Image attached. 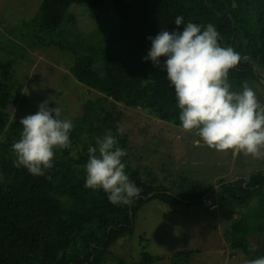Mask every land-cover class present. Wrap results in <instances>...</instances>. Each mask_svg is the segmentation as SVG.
<instances>
[{
  "label": "trees",
  "instance_id": "16d2710c",
  "mask_svg": "<svg viewBox=\"0 0 264 264\" xmlns=\"http://www.w3.org/2000/svg\"><path fill=\"white\" fill-rule=\"evenodd\" d=\"M72 5L100 11L98 15L111 6L119 23L105 38L74 47L68 38L74 42L80 36L64 30L74 19L68 14ZM177 16L183 17L179 27L174 22ZM189 22L201 25L202 30L214 25L221 46L241 54L243 59L228 76L239 86L253 77V66L257 69L264 64V0H41L36 15L22 23L30 38L26 42L29 47H53L70 53L74 57L70 73L98 96L87 100L82 116L73 119L70 146L55 151L53 167L44 176H34L13 163L11 145L22 131L19 121L11 122L9 113L17 82L14 60L0 63V264H104L110 248L133 235L135 219L149 202L204 207L202 200L207 197L236 208L247 205L261 192L262 172L214 190L226 180L213 186L176 178L172 183L176 187H166L158 182L156 170L150 167L141 171L126 155L122 157L124 171L141 189L131 205H113L103 190L94 192L84 187L88 148L97 147V138L111 132L117 147L124 150L128 145L127 134L117 133L124 116L119 104L180 127L174 88L165 79L150 81L151 71L161 67L144 58L151 48L149 36L163 30L182 31ZM18 49L25 51L21 46ZM160 59L162 65L166 58ZM48 107L56 106L51 102ZM261 194L262 212L259 219L254 216L258 225L249 223L251 217L234 216L224 233L230 249L241 251L248 260L264 256V192ZM255 234L263 239L252 249L248 238ZM138 239L140 245L147 242L143 235ZM194 253L196 250L177 251L169 259L176 261ZM163 260L143 245L136 264Z\"/></svg>",
  "mask_w": 264,
  "mask_h": 264
},
{
  "label": "rangeland",
  "instance_id": "374dc122",
  "mask_svg": "<svg viewBox=\"0 0 264 264\" xmlns=\"http://www.w3.org/2000/svg\"><path fill=\"white\" fill-rule=\"evenodd\" d=\"M40 3L41 0H0V63L14 60L17 82L9 108L10 120L19 121L35 114L39 105L48 101L61 109L62 119L73 121L82 116L83 104L98 94L74 79L69 71L74 61L70 53L26 44L30 38L22 23L36 15ZM99 13L80 5L68 9L74 19L67 22L64 30L68 28L74 36H80L74 42L68 38L74 47L86 44L87 40L91 43L93 39L105 38L117 27L119 20L111 6L102 15ZM36 39L43 43L38 37ZM19 46L25 51L19 50ZM166 76L165 70L154 68L149 80H167ZM228 82L231 90L237 92L247 82L264 105V64L255 68L253 77L243 80L240 86L233 79L228 78ZM118 108L124 115L121 127L128 136V145L124 149L127 159L141 171L150 167L156 170L158 182L166 187H176L172 184L176 178L178 181L180 178L196 179L215 186L221 179L247 181L252 173L264 174V159L198 147L194 143L198 137L183 132L180 127L162 122L140 109L121 104ZM142 175L148 177L146 172ZM261 192L255 194L247 205L236 208L217 198L207 200V197L202 200L204 207L171 206L157 200L149 202L135 219L133 235L116 242L104 264H136L143 245L151 254L164 257L156 264H245L248 258L241 251L230 249L224 233L234 216L251 217L249 223L258 225L254 220L259 219L258 214L262 212ZM139 235H143L147 242L140 245ZM262 239L261 234L250 236V248L255 249ZM182 250H196V253L174 262L169 259Z\"/></svg>",
  "mask_w": 264,
  "mask_h": 264
},
{
  "label": "clouds",
  "instance_id": "9594fccd",
  "mask_svg": "<svg viewBox=\"0 0 264 264\" xmlns=\"http://www.w3.org/2000/svg\"><path fill=\"white\" fill-rule=\"evenodd\" d=\"M182 21L183 17L177 16L174 22L179 27ZM148 39L151 48L144 59L166 71L169 86L175 91L180 129L198 137L195 145L264 159V105L247 82L241 91L231 90L229 70L238 67L243 57L234 48L221 46L214 25L202 30L201 25L189 22L182 31L163 30ZM161 57L166 58L162 65ZM19 124L20 137L11 145L14 166L44 176L53 167L55 151L70 146L72 121L62 119L61 109L49 108L44 101L35 114L21 118ZM123 132L118 126L117 133ZM96 145L88 148L84 187L103 190L113 205H131L141 189L124 171L122 157L126 152L116 146L111 132L97 138ZM245 264H264V256Z\"/></svg>",
  "mask_w": 264,
  "mask_h": 264
},
{
  "label": "water",
  "instance_id": "95a60500",
  "mask_svg": "<svg viewBox=\"0 0 264 264\" xmlns=\"http://www.w3.org/2000/svg\"><path fill=\"white\" fill-rule=\"evenodd\" d=\"M253 70H255V67H253ZM236 181H237V179H235V180H231V181H224V182L218 184L217 186H215V187L213 188V190H214V189H217V188H218L219 186H221V185L228 184V183H233V182H236ZM150 196H151V194H150L148 197H150Z\"/></svg>",
  "mask_w": 264,
  "mask_h": 264
}]
</instances>
